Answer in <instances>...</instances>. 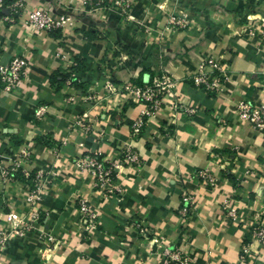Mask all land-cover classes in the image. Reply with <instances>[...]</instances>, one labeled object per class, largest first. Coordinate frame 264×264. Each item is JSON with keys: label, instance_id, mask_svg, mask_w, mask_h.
Returning a JSON list of instances; mask_svg holds the SVG:
<instances>
[{"label": "crops", "instance_id": "0c3cea01", "mask_svg": "<svg viewBox=\"0 0 264 264\" xmlns=\"http://www.w3.org/2000/svg\"><path fill=\"white\" fill-rule=\"evenodd\" d=\"M22 1L27 9L55 10L57 0ZM131 1L130 21L109 5L76 4L72 24L50 33L25 27L24 16L13 24L0 19V63L14 55L28 62L16 90L4 93L0 85V165L25 147L32 154L28 171L55 170L46 176L41 218L0 251V264H163L166 246L180 248L187 264H242L247 227L264 222V131L234 111L241 99L264 105V0ZM170 15L189 25L169 27ZM206 58L227 64L230 82L221 96L192 83ZM76 60L81 87L52 83ZM108 71L118 87L151 83L162 73L177 81L135 139L130 124L143 104L124 90L105 95ZM41 105L46 110L37 117ZM179 105L196 113L187 116ZM83 113L92 126L87 134L77 122ZM126 145L141 163L117 172L118 195L95 191L91 174L72 163L83 152L116 160ZM203 168L216 177L214 186L195 176ZM25 193L23 182L4 186L0 178V224L9 211L27 210ZM184 193L197 205L187 218L178 213ZM81 196L98 212L97 228L89 232L80 228ZM244 264H264V242L251 244Z\"/></svg>", "mask_w": 264, "mask_h": 264}, {"label": "built area", "instance_id": "2783aa9c", "mask_svg": "<svg viewBox=\"0 0 264 264\" xmlns=\"http://www.w3.org/2000/svg\"><path fill=\"white\" fill-rule=\"evenodd\" d=\"M152 1V0H149ZM78 4L83 9H93L100 6L109 5L116 9L119 17L123 21L133 19L131 14V0H65L56 1V9L50 8H30L27 9L22 0H0V19L6 23L13 24L24 16V25L34 30L44 32H54L64 29L74 21L72 7ZM70 5H73L70 7ZM169 27L186 28L189 21L184 17L170 15L168 18ZM28 62L21 55H14L8 62L0 63V85L4 93L16 90L26 77ZM230 82V74L227 64L220 60L206 58L202 60L192 76L194 86L202 88L204 91L216 96L223 94L224 88ZM177 81L168 73H162L155 77L151 83L135 85L126 83L121 87L115 86L109 75L105 80L103 89L105 95L117 90H124L130 94L131 98L141 104L143 108L139 115L130 124V136L137 138L148 120L156 116L164 106L165 97L173 93ZM74 95H68V101H74ZM85 101H92V95H85ZM180 111L187 116H192L196 110L192 106L179 105ZM46 107L41 105L36 111L37 117L45 113ZM234 111L238 118L248 125L260 131H264V105H255L241 99L235 106ZM78 124L85 134L91 131V123L86 119V114H81ZM82 143L80 144V146ZM32 161V154L28 148L21 147L12 153L9 164L0 165V178L2 184L23 182L25 187V197L23 204L27 206L25 212L15 210L9 211L0 224V251L4 250L15 238L25 236L33 230L39 221L41 210L40 204L45 196L46 176L54 175L52 168L37 169L34 172L28 171L25 166ZM73 165L81 172L89 173L92 176V187L103 196L112 197L118 195L121 190L115 185L117 172L123 166H138L140 158L136 150L131 145H126L118 152L116 160L104 159L99 152H83L72 158ZM195 176L204 185L214 186L216 177L207 168L195 171ZM182 207L178 209L181 217L187 218L196 210V200L194 196L184 193L181 197ZM226 209V207H225ZM77 211L79 213L80 228L91 231L97 228L98 212L94 205L85 197L77 198ZM225 216L232 220H237V214L233 210L226 209ZM253 242L262 244L264 242V222L262 219L255 220L247 227V233L240 247L239 260L242 264L246 262L251 252ZM163 264H187L188 258L178 247H163ZM211 264V263H208Z\"/></svg>", "mask_w": 264, "mask_h": 264}, {"label": "trees", "instance_id": "16d2710c", "mask_svg": "<svg viewBox=\"0 0 264 264\" xmlns=\"http://www.w3.org/2000/svg\"><path fill=\"white\" fill-rule=\"evenodd\" d=\"M79 66H80V61L76 60L75 65L69 68L68 70L56 72L52 77V83H61L66 80H69V84L74 88L81 87L80 80L76 75Z\"/></svg>", "mask_w": 264, "mask_h": 264}]
</instances>
